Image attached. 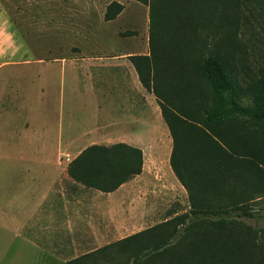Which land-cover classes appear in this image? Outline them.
<instances>
[{
    "label": "trees",
    "instance_id": "16d2710c",
    "mask_svg": "<svg viewBox=\"0 0 264 264\" xmlns=\"http://www.w3.org/2000/svg\"><path fill=\"white\" fill-rule=\"evenodd\" d=\"M136 1L149 7V52L130 59L157 97L173 142L170 166L192 209L68 264H97L88 259L113 244L132 255V264H264V232L233 220L245 203L264 197V53L255 45L263 40L264 0ZM123 8L112 2L105 19ZM202 12L220 19L226 32L219 54L197 68L187 51ZM144 163L139 147L93 144L67 172L108 193L140 175Z\"/></svg>",
    "mask_w": 264,
    "mask_h": 264
},
{
    "label": "crops",
    "instance_id": "0c3cea01",
    "mask_svg": "<svg viewBox=\"0 0 264 264\" xmlns=\"http://www.w3.org/2000/svg\"><path fill=\"white\" fill-rule=\"evenodd\" d=\"M44 1L50 7L48 15L57 17L58 31L64 33L58 48L68 53L25 60L22 54L33 55V52L13 32L10 15L0 0V231L10 227L19 231V237L35 251L30 252L32 264H50L49 257L63 256L65 245L60 239L63 233L70 236L69 249L74 257L111 243L108 237L115 230L101 227L105 224L100 218H107L110 205L107 196L130 182L108 193L76 183L69 177V163H62L58 149L115 143L141 148L147 127H152L147 121V107L159 106L155 94L143 86L130 59L132 55L148 54V48L140 45L136 35L121 36L122 18L131 3L140 2ZM114 1L124 8L115 19L106 20L107 7ZM18 66H27L26 70L35 72L31 82H39L44 111L53 97L61 114L55 134L57 146L34 152L25 170L18 168L25 155L18 153V131L12 125V114L19 109L17 104L14 106L17 94L10 70ZM66 180L71 185L67 186ZM41 220L40 232L33 228ZM45 221L49 224L43 228ZM21 231L24 236H20ZM48 234L52 238L47 244L44 240ZM77 236H89L87 243L94 248L81 252ZM10 247L4 252L0 250V264H18L19 256L26 255L17 252L13 260L12 255L9 257Z\"/></svg>",
    "mask_w": 264,
    "mask_h": 264
},
{
    "label": "rangeland",
    "instance_id": "374dc122",
    "mask_svg": "<svg viewBox=\"0 0 264 264\" xmlns=\"http://www.w3.org/2000/svg\"><path fill=\"white\" fill-rule=\"evenodd\" d=\"M3 5L12 20L13 32L24 40L33 52V55L31 53L22 54L25 60L32 59V57L53 58L68 53V50L58 48L59 40L64 33L58 31L57 17L48 15L47 10L50 7L44 0H3ZM121 22L123 24L121 36H138L137 40L140 45L144 44L149 51L148 5L131 3ZM225 32L226 28L220 19L214 18L206 12L198 15L193 28L189 31L190 43L187 51L194 66L198 68L205 58L219 54L220 43ZM255 45L257 51L264 53V34L263 40L255 41ZM248 49L252 50L251 47ZM26 69L27 66H18L10 70L17 94L14 106L17 104L19 109L12 114V125L18 131V153L25 155V158L18 163L19 170L27 169L31 164L34 152L57 146L55 134L61 121V114L53 102V97L49 108L44 111L41 92L37 87L39 82L37 80L31 82L32 73L35 76V72ZM146 115L147 121L152 123V127H147L145 144L140 146L145 159L143 173L114 195L107 196V201L110 204L106 211L107 218H100L105 224V226L102 224L101 227L115 230V234L108 237L112 243L176 216L189 215L192 209L186 189L176 178L170 166L173 142L160 107L148 106ZM26 123H28L27 126ZM85 147L84 145L65 146L63 149H58V156L62 163H69L67 158L73 160L75 155ZM65 182L67 186L71 185L69 180ZM235 187L239 192L240 186ZM241 212L239 216L233 218L237 227L249 226L264 232V197L254 202L245 203ZM180 222L181 220H177L178 226H181ZM40 224H42V220L34 228L30 226V229L37 227L40 230ZM48 224L49 222L45 221L43 228ZM28 230L25 231L27 234L30 233ZM18 232L11 227L3 228L0 231V250L4 252L5 248L7 246L9 248L11 245L9 257L12 255L14 260L17 252L25 253V256H19L18 264H32L30 252L35 253V251L30 245L23 242ZM44 233L47 234V231ZM189 233L190 231L183 236H189ZM24 235V231H21L20 236ZM28 235L33 236L32 233ZM51 236L52 234L45 236L44 241L47 244L50 242ZM60 236L65 245V249L61 251L63 256H60L59 260L49 257L50 264H62V260H64L63 264H68V260L75 258L74 252L69 249L72 244L70 236L66 233L60 234ZM77 237L81 241L79 245L81 252L94 248L87 243L89 236ZM131 256L122 252L118 244H113L107 249L99 250L88 260L97 264H132Z\"/></svg>",
    "mask_w": 264,
    "mask_h": 264
},
{
    "label": "built area",
    "instance_id": "2783aa9c",
    "mask_svg": "<svg viewBox=\"0 0 264 264\" xmlns=\"http://www.w3.org/2000/svg\"><path fill=\"white\" fill-rule=\"evenodd\" d=\"M67 160L70 162L72 159L68 157Z\"/></svg>",
    "mask_w": 264,
    "mask_h": 264
}]
</instances>
